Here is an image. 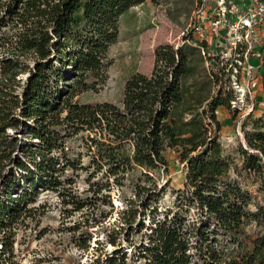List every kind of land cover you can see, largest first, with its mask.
Listing matches in <instances>:
<instances>
[{
  "label": "trees",
  "instance_id": "obj_1",
  "mask_svg": "<svg viewBox=\"0 0 264 264\" xmlns=\"http://www.w3.org/2000/svg\"><path fill=\"white\" fill-rule=\"evenodd\" d=\"M144 1L0 0V264L11 263L41 190L81 213L70 227L80 248L116 212L92 264H264V111L247 116L237 156L226 154L216 110L228 97L198 47L158 46L151 72L132 74L119 104L74 99L106 81L119 19ZM167 149L183 182L162 205ZM114 188L130 193L120 208Z\"/></svg>",
  "mask_w": 264,
  "mask_h": 264
},
{
  "label": "rangeland",
  "instance_id": "obj_2",
  "mask_svg": "<svg viewBox=\"0 0 264 264\" xmlns=\"http://www.w3.org/2000/svg\"><path fill=\"white\" fill-rule=\"evenodd\" d=\"M201 5L202 0H145L142 4L131 7L120 17L117 41L108 48L111 63L107 68L106 81L96 91L79 94L74 99L86 103L107 101L119 104L126 80L137 72L145 75L151 72L154 50L158 46L171 44L177 47L183 41L193 45L199 39L194 28ZM205 61L209 69H214L213 61ZM205 61L203 67H206ZM251 61L256 63L254 59ZM24 63L29 64V56ZM25 76V73H19L17 79L23 80ZM256 112H253V116H256ZM216 114L221 125L219 140L223 150L226 154L237 156L238 145L245 141L244 132L250 130L248 118H241L228 106H219ZM71 146L74 151L78 150L79 142L74 141ZM164 157L168 163V171L159 174L157 179L161 184L169 180V186L161 201L162 205L169 204L172 200L171 188H178L183 182V165L177 154L167 149ZM73 185L81 193L87 186L84 174L80 173ZM249 188L256 197L255 201H258L260 198L254 191L255 186L250 184ZM111 193L117 208L123 206V196H130L126 188H114ZM41 204L42 207H38ZM30 206L37 207V210L31 213L25 223L18 225L13 258L11 263L1 261L3 264H92L99 249L105 245L102 232L104 227L111 225L117 217L114 212L102 226L90 229V232L95 231L92 232L88 248L84 249L78 246L80 238L77 234L80 232L74 235L77 237L75 239L70 230L81 219L80 212L67 213L56 194L48 190L39 191L36 201ZM102 208L108 209L106 206ZM248 230L253 233L254 228L251 226ZM96 240L100 242L98 245ZM109 248V245L104 247Z\"/></svg>",
  "mask_w": 264,
  "mask_h": 264
},
{
  "label": "built area",
  "instance_id": "obj_3",
  "mask_svg": "<svg viewBox=\"0 0 264 264\" xmlns=\"http://www.w3.org/2000/svg\"><path fill=\"white\" fill-rule=\"evenodd\" d=\"M194 29L228 108L241 118L264 111V0H202Z\"/></svg>",
  "mask_w": 264,
  "mask_h": 264
},
{
  "label": "bare ground",
  "instance_id": "obj_4",
  "mask_svg": "<svg viewBox=\"0 0 264 264\" xmlns=\"http://www.w3.org/2000/svg\"><path fill=\"white\" fill-rule=\"evenodd\" d=\"M128 65V64H127Z\"/></svg>",
  "mask_w": 264,
  "mask_h": 264
}]
</instances>
